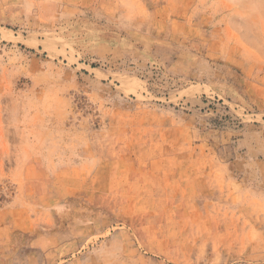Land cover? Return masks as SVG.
Segmentation results:
<instances>
[{
    "label": "rangeland",
    "instance_id": "obj_1",
    "mask_svg": "<svg viewBox=\"0 0 264 264\" xmlns=\"http://www.w3.org/2000/svg\"><path fill=\"white\" fill-rule=\"evenodd\" d=\"M0 264H264V0H0Z\"/></svg>",
    "mask_w": 264,
    "mask_h": 264
}]
</instances>
